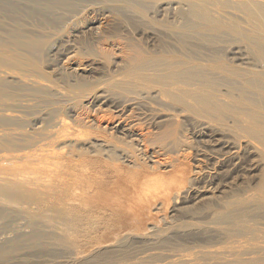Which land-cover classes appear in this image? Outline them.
Listing matches in <instances>:
<instances>
[{"label":"rangeland","instance_id":"1","mask_svg":"<svg viewBox=\"0 0 264 264\" xmlns=\"http://www.w3.org/2000/svg\"><path fill=\"white\" fill-rule=\"evenodd\" d=\"M212 1L230 12H202L225 24L215 44L179 30L209 24L184 0H0V243L54 237L0 264H264V98L218 74L212 103L172 100L138 68L258 70L264 19ZM117 114L142 137L110 129Z\"/></svg>","mask_w":264,"mask_h":264},{"label":"bare ground","instance_id":"2","mask_svg":"<svg viewBox=\"0 0 264 264\" xmlns=\"http://www.w3.org/2000/svg\"><path fill=\"white\" fill-rule=\"evenodd\" d=\"M229 1H230V3H233V6H234L233 9L235 10L236 13L238 12L239 14H242V15H251L252 20L256 19L257 15L264 19V0L263 1L262 0H229ZM210 4H211V10L214 13L221 14L223 16V18H227V15L230 14V12H225V11L220 10L219 8L215 7L216 4L213 3L212 0H211V3H210V0H184L183 6L185 5V8L183 7V9L180 11L183 18L186 19L189 15L191 17L196 16L199 19H202L203 21L204 20L207 21L210 25L206 24V23L201 24V23L185 22L179 28V30L184 32V33L189 32L194 36L197 35V36H201V37H203L206 32L211 31V44H215L216 42L221 41L219 36L223 32H225V28H226L225 24L222 22L218 23V24H214L215 22L213 21L212 17H211V19H209V16L206 13H202V12H205L203 10L209 9ZM258 24H259V22H258ZM28 45H30V43H28ZM257 46H258V49L260 50L259 56L261 57L260 60L262 62V65L260 66V68L258 70H253V69H250L247 67H237L235 65L230 66L225 62L221 63L218 66L211 64L210 65L211 67L207 66V68L203 67V68L193 69L192 66H189L190 65L189 63H188L189 65L186 63H181V64L178 63L177 64V62L174 60L172 62H165L161 65L159 64L160 66H157V68L154 67V65H151L152 64L151 62H150V64H144V63L141 64L140 63L138 65L139 66L138 68L141 67V70H145V69L152 70L153 69V75L162 77L163 81L160 84L165 86V87H169V90L167 91L163 87V88H161L162 90H160V94L168 93L167 96L171 97L172 100L173 99L178 100L180 98H183L184 96H189V97L193 98L194 100H199V101L204 102V104L212 103L211 98L212 97L216 98V96H218V95L220 96V94L216 93L217 86H218L216 80H213V78H211V81H210V80H208V76L209 75H213V76L216 75L217 76L218 74H220L221 76L222 75L226 76V74L229 75L230 77L234 76L235 80L234 81L230 80V83L231 84H233V83L234 84H242V85H240L242 87L240 90H243L245 88V90L241 91V94H240L242 98H245L246 96H248V94L257 95L259 97L264 98V43L262 41L258 40ZM158 62H160V61H158ZM156 63H157V60H156ZM155 65H157V64H155ZM169 67L172 68L171 71L166 70ZM223 72H225V73H223ZM148 74H150V73H148ZM148 74H147V76H149ZM205 75H207V79L204 78ZM157 78H159V77H157ZM177 82L183 83L186 85L199 84V87H197L193 90H189L186 88L181 89V88H178L177 86L171 85V84H176ZM204 94H208L210 97L204 96ZM126 115L117 114L116 118H117L118 123L112 124L110 129H114L113 130L114 132H117V133L122 134L123 136H127L129 138H132V140L133 139L136 140L137 138H134V136L137 134H134L132 132V129L137 125L133 124V122L132 123H126V121L128 119L126 117ZM112 116H114V115H112ZM138 126H140V125H138ZM142 135L143 134L141 133V134H138L137 136L142 137ZM232 153H237V152H236V150H233ZM121 157L124 159L125 155H121ZM125 160H127V159H125ZM99 167H102V166L100 165ZM105 169H106V172L107 171L113 172V170L115 168L110 169V167L108 165H106ZM105 169L100 170L101 172L100 171L99 172L101 174H103V173H105ZM114 173H118V171L117 172L115 171ZM182 184H183V172L179 171V181H178L177 187L178 188L181 187ZM9 191H11V188H9V187H0V194L6 196L5 197L6 199L11 198V197L9 198ZM262 191H263V195H264V186L262 188ZM230 215H231L230 212L221 213L217 216L216 222L217 223H223L226 221L227 217L229 218ZM67 224L69 226V229L72 230V232H74L75 231L74 225L77 224V217L75 215L70 216L67 220ZM98 227H99V225L96 226L95 232L98 229ZM77 236H79L81 238L87 237L86 234H80ZM43 239H45V240L46 239H54V237L50 234H41L40 232L33 230L32 232L25 234L24 236H21V237L16 236L14 238L8 239L9 244L6 247H4V245L2 247L1 243H0V259H4L5 257H8L11 254H13V252L16 251L17 248H20L21 243H24L25 240H31V241L37 243L38 241L43 240ZM66 239L72 243H75L77 241V240L75 241V236H73V235H67ZM44 245H45V243H44ZM23 247H24V245H23ZM17 253H19V252H17Z\"/></svg>","mask_w":264,"mask_h":264}]
</instances>
